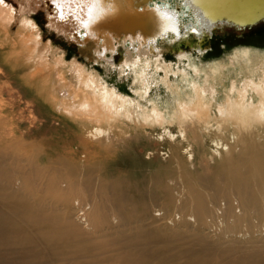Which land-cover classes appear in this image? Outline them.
Returning <instances> with one entry per match:
<instances>
[{
    "label": "bare ground",
    "instance_id": "1",
    "mask_svg": "<svg viewBox=\"0 0 264 264\" xmlns=\"http://www.w3.org/2000/svg\"><path fill=\"white\" fill-rule=\"evenodd\" d=\"M8 1L0 0V264H264V49L241 45L211 61L184 52L202 53L213 27L203 8L213 0H88L83 32L66 34L80 45L92 35L101 51L89 58L112 66L121 45L131 96L67 61ZM46 2L62 27L53 20L66 13L56 7L63 0ZM131 18L142 30L120 35ZM166 50L178 52L176 66ZM153 83L165 94L151 95ZM64 88L73 92L66 106ZM29 102L49 126L29 119ZM122 125L128 131L117 132ZM153 142L164 162L141 154Z\"/></svg>",
    "mask_w": 264,
    "mask_h": 264
},
{
    "label": "rangeland",
    "instance_id": "2",
    "mask_svg": "<svg viewBox=\"0 0 264 264\" xmlns=\"http://www.w3.org/2000/svg\"><path fill=\"white\" fill-rule=\"evenodd\" d=\"M19 1H21L22 4ZM46 1L49 2L50 0H16V2L15 0H9L8 2L12 3L15 9L17 11L19 10L20 13L23 12L24 14L25 12H27V14H29V16L32 17L34 21L37 23V25L39 26L43 34V42L44 43L49 42L52 45H54L56 48H61L62 50L66 51L67 61H72L73 59H76L80 64L86 65L88 68L98 70V72H100L101 76L107 81V83L110 86L119 89L124 94H129L133 96L134 92L131 89V86H132L131 76L127 74L126 72L119 71V65L123 61V58H124V53L122 52L121 45L114 44V46L117 49L113 51V55H112L113 57L111 59L112 61L111 63H113L115 66H112L110 63L106 61V59L98 61L97 59L89 58L93 54V52L96 51L99 53L101 51L100 43L97 42L92 35L84 34V38H83L84 42L81 41L83 44L80 45L78 42L74 41V38H71L69 34L68 35L66 34L67 32H71V33H74V35L79 36V34L83 32V28H81L82 25H80L79 21L83 15V11L86 10L90 6V4L87 3L88 0H85V3H83L81 6L78 3H74L73 0H63L64 5L60 8V10L62 8L63 9L61 11L66 9V13L62 14V18L61 17L59 18V16L57 15V18L53 20L55 23L62 26L58 28H56L50 22V18L55 16V12H57V10H55L54 14L51 16L50 14H52L53 11L49 9L51 5H49ZM51 1H54V0H51ZM27 6H29L28 7L29 11L31 10L30 12L26 11V9L28 10V8H25ZM22 7H23L22 9L23 11L20 10ZM17 26H18V21H14L13 27H12L13 31H15ZM200 45H202V49H201L202 53L200 52L198 53V50L191 49L190 45H184L181 47V49L184 50V52H186L187 54H190L192 52L191 54H193V56L201 55L202 60H205V61H209V60L211 61L215 58L222 57L225 54L230 53L232 50H234L235 47L241 46V45H250L253 47L264 49V20L255 26L247 27L243 29H237L236 27H233V26L215 27L208 32L206 31V33L203 35L202 42ZM81 47L85 48L86 51H90L88 52L87 56L82 55L81 53L78 52V48H81ZM177 55H178V52H175L172 50L171 51L166 50L163 52V56L165 57L166 62L169 61L170 63L174 64V66H176L177 64V60H178ZM106 58H110V54L108 52L106 53ZM49 86L50 84L47 86V88ZM163 87L164 86L161 84H158L157 86L155 83H153L150 94L153 95V92L156 89H157L156 91L160 93L161 95L165 94ZM70 92L67 93V90L64 88L62 94L64 95L66 94L65 97H63L64 95H62L61 93H58L59 95L62 96L60 97L64 100L63 102L64 105L67 103V101L72 99L71 93L73 92L71 93ZM48 94H49V100H51V94L50 93ZM2 97L6 98V95L4 94ZM65 98L67 101L65 100ZM32 105L29 102L26 104H22L21 106L25 108L27 112L29 110L34 111V113L31 116H29V119L31 120L35 118L39 123V128L47 126L49 124V121H47L44 117H41L40 114L35 112V109L37 111L38 109L35 106L32 107ZM52 106H55V107H52ZM49 107H51V109L47 111L53 110L56 113H61L56 105L51 104ZM42 111H44V109H42ZM101 123L97 122L96 124L98 126L97 125L96 126L97 127L101 126V128L104 129L107 123L103 122L102 125ZM55 124H56L55 121L51 122L50 127L51 128L54 127ZM108 126L109 125L107 124L105 128H108ZM115 129L117 130V132L122 131V130H124V132L128 131L124 125L118 126V128H115ZM33 135L39 138L38 136L40 135V130H38ZM157 144H158L157 142H153V145H154V146L152 145V148L154 149L153 151H150V150L144 151L142 149L140 150L146 162H152L156 160H161L162 162L165 161L164 159L161 158L162 157L161 147L163 146H161L160 144L158 145ZM147 152L148 153L152 152V153L147 155Z\"/></svg>",
    "mask_w": 264,
    "mask_h": 264
},
{
    "label": "water",
    "instance_id": "3",
    "mask_svg": "<svg viewBox=\"0 0 264 264\" xmlns=\"http://www.w3.org/2000/svg\"><path fill=\"white\" fill-rule=\"evenodd\" d=\"M203 9L204 16L213 24L211 30L222 26L243 29L255 26L264 20V0H213L211 6ZM129 22L132 25L124 27L119 32L120 35L142 30L141 27L137 26L134 18H131L126 24H129ZM106 29L107 32L113 34L119 31L111 25L106 26Z\"/></svg>",
    "mask_w": 264,
    "mask_h": 264
},
{
    "label": "snow or ice",
    "instance_id": "4",
    "mask_svg": "<svg viewBox=\"0 0 264 264\" xmlns=\"http://www.w3.org/2000/svg\"><path fill=\"white\" fill-rule=\"evenodd\" d=\"M54 3H56V0H54ZM56 7H57V8H61V7H62V5H61V4H59V3H56Z\"/></svg>",
    "mask_w": 264,
    "mask_h": 264
}]
</instances>
